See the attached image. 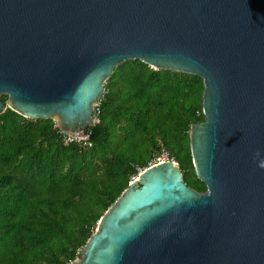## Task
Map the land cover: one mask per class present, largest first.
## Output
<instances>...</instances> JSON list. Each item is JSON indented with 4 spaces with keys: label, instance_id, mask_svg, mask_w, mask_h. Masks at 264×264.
<instances>
[{
    "label": "water",
    "instance_id": "water-1",
    "mask_svg": "<svg viewBox=\"0 0 264 264\" xmlns=\"http://www.w3.org/2000/svg\"><path fill=\"white\" fill-rule=\"evenodd\" d=\"M135 60L201 80L188 139L204 191L176 163L146 166L70 264H264V0H0V114L83 137Z\"/></svg>",
    "mask_w": 264,
    "mask_h": 264
},
{
    "label": "trees",
    "instance_id": "trees-1",
    "mask_svg": "<svg viewBox=\"0 0 264 264\" xmlns=\"http://www.w3.org/2000/svg\"><path fill=\"white\" fill-rule=\"evenodd\" d=\"M198 77L116 66L103 84L89 147L63 145L51 120L0 114V264H70L103 212L160 151L196 192L188 130L203 121ZM4 97L0 100L4 101Z\"/></svg>",
    "mask_w": 264,
    "mask_h": 264
},
{
    "label": "built area",
    "instance_id": "built-area-1",
    "mask_svg": "<svg viewBox=\"0 0 264 264\" xmlns=\"http://www.w3.org/2000/svg\"><path fill=\"white\" fill-rule=\"evenodd\" d=\"M95 113L96 112H95V109H94V115H95ZM94 123H96V120L95 119H94ZM54 127H57L55 123H54ZM61 141H62V144L63 145H68L70 143H75V144H77V145H79L81 147H85V146L86 147H89L90 146V144L87 142V137L85 135L83 137H70L68 135H63L62 134ZM163 162L175 163L174 159L167 152L160 151L159 153L155 154L152 157V159L148 162V164L146 166H151V165H155V164H159V163H163ZM143 169H145V168H142V169H139L138 168L137 169V174L140 171H142Z\"/></svg>",
    "mask_w": 264,
    "mask_h": 264
},
{
    "label": "clouds",
    "instance_id": "clouds-1",
    "mask_svg": "<svg viewBox=\"0 0 264 264\" xmlns=\"http://www.w3.org/2000/svg\"><path fill=\"white\" fill-rule=\"evenodd\" d=\"M256 155L259 156V153H257ZM261 166L264 167V161L261 162Z\"/></svg>",
    "mask_w": 264,
    "mask_h": 264
}]
</instances>
